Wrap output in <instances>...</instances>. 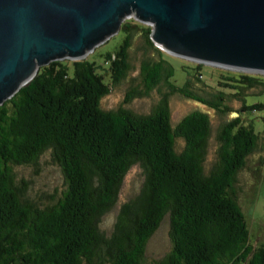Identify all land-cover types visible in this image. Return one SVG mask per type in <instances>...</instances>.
<instances>
[{
	"label": "trees",
	"instance_id": "16d2710c",
	"mask_svg": "<svg viewBox=\"0 0 264 264\" xmlns=\"http://www.w3.org/2000/svg\"><path fill=\"white\" fill-rule=\"evenodd\" d=\"M137 27L157 57L142 63L144 89H133L123 105L105 110L102 98L131 68ZM120 30L121 42L102 55L101 64L53 60L0 105V264H146L147 244L166 215L172 247L154 264H264V245L250 241L235 188L260 135L239 114L229 119L218 135L217 159L205 173L208 114L195 110L174 126L169 104L178 93L221 113L231 110V97L242 104L236 113L262 108L225 90L264 86L262 78L222 75L225 82L205 84L211 91L201 95L191 89V77L202 75L201 63L194 75L183 66L186 79L177 84V68L154 44L151 26L130 20ZM159 86L167 91L151 112L125 106ZM177 138L185 141L182 151ZM45 153L61 168L66 189L54 203L40 206L26 197L28 182L17 183L15 168L38 165ZM136 164L145 172L143 187L121 205L113 231L105 235L99 221Z\"/></svg>",
	"mask_w": 264,
	"mask_h": 264
},
{
	"label": "water",
	"instance_id": "95a60500",
	"mask_svg": "<svg viewBox=\"0 0 264 264\" xmlns=\"http://www.w3.org/2000/svg\"><path fill=\"white\" fill-rule=\"evenodd\" d=\"M131 11L163 51L264 74V0H0V105L62 55L85 59Z\"/></svg>",
	"mask_w": 264,
	"mask_h": 264
},
{
	"label": "rangeland",
	"instance_id": "374dc122",
	"mask_svg": "<svg viewBox=\"0 0 264 264\" xmlns=\"http://www.w3.org/2000/svg\"><path fill=\"white\" fill-rule=\"evenodd\" d=\"M130 20H136L135 11H131L123 17V22ZM136 21L141 25L146 24L138 20ZM151 23L153 22L149 20L146 25L152 27ZM122 38L123 34L121 30L119 32L116 30L111 31L110 34L87 48L85 58L94 59L101 64L103 60L102 55L107 51H113L119 45ZM166 53L170 55L166 56L167 59L177 68L175 78L177 84H183L186 79L184 72H182L183 66L187 67L192 75L195 74L194 67L198 62L168 52ZM156 57L157 53L155 50L146 47L142 29L137 27L130 49L131 68L126 78L121 83L113 86L111 92L102 98V108L105 110H115L123 105L126 96L133 89L143 90L142 63L145 59ZM67 59L72 60L68 55H62L60 60L65 61ZM201 64L200 72L202 75L198 76L200 80L191 77V89L201 95H207V92L211 91L207 86L216 87L219 81L225 82L226 80L222 78V75L245 73L217 65ZM252 75L260 76L264 82V74ZM105 78L106 81H109L110 75L105 74ZM225 90L230 93L240 92L241 101L243 100L248 106L260 103L264 104V86L247 89L245 85H241V88L235 90L226 88ZM166 91V87L159 86L146 96H135L125 106L136 113L147 114L158 104L163 93ZM169 104L172 124L174 126L184 116L195 110L208 114L211 122V134L204 162L205 173L210 171L217 159L218 135L221 126L229 119L239 114L243 118V121L246 124H252L255 132L260 135L261 138L258 141L256 149L248 157L245 168L238 173L235 188L238 202L244 212L249 229L250 241L258 247L264 245V107L236 113L234 111H237L242 104L238 98L231 97L226 102L231 110L227 113H221L178 93L169 96ZM184 146V139L177 138V150L182 151ZM15 172L17 183L21 181L28 182V187L25 191L26 197L40 206L54 203L62 196L63 191L66 189L65 176L61 168L52 161L49 153H45L40 158L38 165L19 166L15 168ZM145 177V172L141 165L136 164L129 169L120 188L116 204L99 221V228L105 235H110L113 231L121 205L139 194L145 182ZM169 231L170 219L169 215H166L147 244L145 254L146 264H154L156 260L162 258L171 250L172 243Z\"/></svg>",
	"mask_w": 264,
	"mask_h": 264
}]
</instances>
